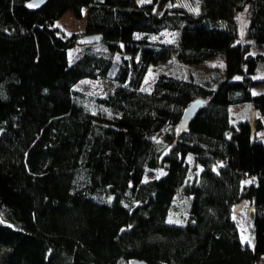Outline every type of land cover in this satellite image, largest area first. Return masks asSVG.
<instances>
[{
	"label": "trees",
	"instance_id": "1",
	"mask_svg": "<svg viewBox=\"0 0 264 264\" xmlns=\"http://www.w3.org/2000/svg\"><path fill=\"white\" fill-rule=\"evenodd\" d=\"M29 1L0 0V264H258L264 93L253 88L264 54L251 48L264 47V0H50L38 10ZM67 12L86 17L83 32L59 33ZM218 54L228 64L216 86L217 71L156 66ZM152 66L154 85L143 88ZM86 78L115 89L78 90ZM197 99L207 103L180 131ZM247 102L260 115L233 122L231 106ZM148 169L165 173L145 181ZM179 195L188 212L170 222ZM245 200L247 238L235 213Z\"/></svg>",
	"mask_w": 264,
	"mask_h": 264
},
{
	"label": "rangeland",
	"instance_id": "2",
	"mask_svg": "<svg viewBox=\"0 0 264 264\" xmlns=\"http://www.w3.org/2000/svg\"><path fill=\"white\" fill-rule=\"evenodd\" d=\"M150 0H140L141 3H148ZM86 16V15H85ZM238 22H239V31L241 37L237 42H248L249 39L246 38V32L247 27L249 24V17L246 10L242 11L238 16ZM86 26V17L82 19H77L71 12H67L61 19H59L56 22V27L59 28V33L61 35H70L73 32H83L85 30ZM163 38L166 40L176 39L178 36V32H171L167 31L163 33ZM251 52L253 54H264V47H257L253 46L251 48ZM83 53V48L81 45H78L74 49L70 50L69 52V59L71 62L75 61L77 58H79ZM169 66L164 64H157V67H161L163 69L171 68L173 70L181 71L184 74H191V73H197V72H203L211 74V72L217 71L216 73V82L214 75L208 79L209 84H215L211 86H216L221 80H223L226 77V69H227V58L223 56L222 54H218V56L214 58L207 59L206 61L200 62V63H193V64H187L184 62L178 61L175 56L173 55L169 61ZM157 72L152 66L147 74V78L144 82L143 88H147V84L149 86L154 85L153 82L155 81L157 77ZM257 78L264 79V72L257 73ZM76 88L80 91L97 95V96H107L112 92L113 89H115V84L104 82L101 80H93V79H83ZM254 94L264 93V82L260 83L259 85L255 86L253 88ZM260 113L258 110H256L252 103H239L234 104L231 106V116L232 121L237 122L239 120H245L249 118H254L256 116H259ZM264 120V116H263ZM259 138L261 141L264 142V129L258 133ZM165 170L162 169H148L145 174V181H148L153 178H159L162 175H164ZM190 200V197L188 195H179L176 198L174 208L172 210V218H169L170 222L175 223H183L184 221L181 220V216L184 217V215L187 214V208H188V202ZM252 212V205L249 200H245L235 208V213L238 218V222L240 224V228L242 231V234L245 238H247L250 234V216ZM174 219V220H173ZM176 219V220H175ZM251 237V235H250ZM251 239V238H250ZM249 239V240H250ZM258 264H264V256L259 261Z\"/></svg>",
	"mask_w": 264,
	"mask_h": 264
},
{
	"label": "water",
	"instance_id": "3",
	"mask_svg": "<svg viewBox=\"0 0 264 264\" xmlns=\"http://www.w3.org/2000/svg\"><path fill=\"white\" fill-rule=\"evenodd\" d=\"M49 1L50 0H30L27 3V7L30 10H38ZM102 39H103L102 34H98V33L97 34H88V35L84 36L79 42H80V44H85V43L93 44V43L101 41ZM206 103H207V101L204 99H197V100L193 101L185 109L183 117L181 119V122L178 126V129L180 131L187 130L189 125L191 124V122L197 117V115L199 114L201 109L206 105ZM129 264H149V263L145 260L135 258V259L130 260Z\"/></svg>",
	"mask_w": 264,
	"mask_h": 264
}]
</instances>
